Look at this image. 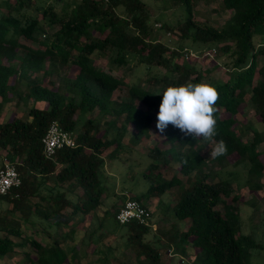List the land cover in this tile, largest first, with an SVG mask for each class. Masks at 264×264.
<instances>
[{"label":"trees","instance_id":"trees-1","mask_svg":"<svg viewBox=\"0 0 264 264\" xmlns=\"http://www.w3.org/2000/svg\"><path fill=\"white\" fill-rule=\"evenodd\" d=\"M35 1L0 0V107L12 100H16L15 105L27 101L43 104L40 109L31 106L26 120L12 116L0 123L1 157L15 164L20 179V186L1 196L0 201L9 203L26 227L39 226V230L27 234L19 229L17 221L0 217V233L4 234L0 236V257L27 244L36 253L35 264L76 262L79 255L75 248L62 250L59 245L73 233L71 228L63 233L62 228L80 214L85 219L88 215L93 218L80 246H92L91 253L100 254L88 264H108L106 254L111 248L96 249L109 229L104 225L107 216L113 225L112 232L118 233L122 242L120 253L124 257L132 256L136 264L160 263L159 242L148 239L154 234L151 227L135 221L123 225L115 221L114 215L125 199L111 212L102 211V217L97 212L107 190L105 161L113 160L125 149V134L131 133V143L147 137L154 122L156 125L164 89L169 85L202 83L209 74V70H200L194 60L183 58L180 52L186 49L184 42L194 52L195 48L202 52L218 50L222 60L213 69L221 67L226 72L222 82H205L219 92L215 139L228 146L227 153L212 158V163L219 169L242 165L246 174L244 187L249 192L263 187L260 180L264 159L257 148L264 142V0H217L222 10L229 13L219 27L193 20L194 3L204 0H177L181 19L161 26L178 34V43L172 48L152 35L143 0H72L63 2L58 12L51 5H37ZM38 18L47 26L56 27L46 39L40 38L44 34ZM97 58L105 59L107 68L98 65ZM130 60L146 70L163 69L161 75L148 78L150 85L160 87L158 91L151 92L139 83L127 85L121 77L111 74L112 69L130 73L134 68ZM64 66H70L71 74L59 76ZM34 74H40V80L33 78ZM54 77L58 78L57 83L53 82ZM21 81L26 83L24 95L17 93ZM123 87L124 97L113 98ZM247 103L263 131L241 122ZM93 111L95 119L88 115ZM106 116L110 119L100 123ZM51 122L74 136L75 147L57 150L47 159L40 141ZM246 132L251 136L245 142L242 135ZM200 143L212 145L185 136L169 124L160 144L147 149L149 162L139 176L145 185L144 192L128 198L140 202L179 186L181 178L172 175L165 180L157 172L160 165L173 161L177 174L188 181L174 204L164 207L166 217L185 225L180 232L167 233L166 240L173 242V254L185 256L189 247L193 264H249L250 251L264 249L240 230L239 208L251 203L242 201L235 193L231 180L205 171L207 163L200 154ZM50 178L53 187L49 189L45 183ZM76 188L79 193L74 194ZM43 189L47 195L41 194ZM31 198H37V202H31ZM168 209L172 210L170 215ZM150 223L155 226L151 214ZM262 226L264 232V218ZM50 228L53 234L48 233ZM38 232L51 237L52 243L40 244L35 240ZM115 262L126 264L119 258Z\"/></svg>","mask_w":264,"mask_h":264},{"label":"rangeland","instance_id":"rangeland-1","mask_svg":"<svg viewBox=\"0 0 264 264\" xmlns=\"http://www.w3.org/2000/svg\"><path fill=\"white\" fill-rule=\"evenodd\" d=\"M72 0H36L37 5H51L54 12H58L63 2H70ZM144 2V11L147 19L148 25L151 26V31L153 36H157L159 42L162 44L172 48L178 43V34L167 32L162 29L163 24L172 25L177 20L181 19V7L177 0H143ZM229 17V13L222 10L219 1L217 0H204L197 1L193 6V20L198 24H203L212 27H219L223 24V22ZM39 23L42 27V36L41 39H46L49 37L55 30V26H47L44 21L40 18ZM23 44L25 41L19 40ZM186 49H193L188 42L183 43ZM35 46V45H33ZM194 46V45H193ZM195 52H202L199 48H195ZM199 50V51H198ZM194 52V51H193ZM197 63V67L200 70H209V74L207 77L203 78V82H207L209 80L213 82H222L226 79V72L221 68L213 69V66L216 62H220L222 60V56H220V52L217 50L214 57L212 59H205L199 56L197 59H192ZM134 68L128 74H124L122 70H114L112 69L111 74L113 76H118L126 82L127 85L137 84L139 83L141 86L148 88L151 92L158 91L160 87L158 85H150L148 78L151 76H159L163 73V69L161 67H151L149 70H146L144 66L137 65L135 61L130 60ZM96 62L98 65L103 66L104 69L107 68V63L103 58H97ZM64 74H71L70 66H64L59 71V76ZM175 75H172L174 77ZM33 78L40 80V74L32 75ZM54 83H57L58 78L52 79ZM44 81H42L43 83ZM125 88L123 87L120 91H116L113 94V98L116 100H120L125 95ZM26 91V83L25 81H21L17 86V93L20 95H24ZM16 100H12L11 102L1 105L0 107V123L8 121L12 116L19 118L20 120L27 119V110L33 106L35 108H42L43 104L34 103L32 105L31 101L22 102L15 105ZM91 118L96 117V111L88 114ZM109 117H103L100 123L108 121ZM241 119L243 124L251 123L252 128L255 130H260L261 126L257 122L252 106L250 104H245L241 112ZM129 132L131 131L128 129ZM131 133L125 134L122 143L123 148H125L122 152L119 153L117 157H115L111 161H105L104 165V180L107 186L106 192L103 194L101 200L102 204L100 206V211L97 212L98 217H102V211H112L119 207L122 201L131 196H137L141 192H144L145 185L142 180H140V174L145 170L149 159L146 156V152L148 148L156 144H160V142L164 138V132L160 133L155 125L149 129L148 136L142 138L140 141L136 143H131L129 141ZM250 133H243L242 139L246 142L250 138ZM202 146L201 156L206 161V170H211L216 174V178L222 180H231L232 186L235 187L236 192L240 194L239 196L246 202H250V205L240 206L239 210L241 213V217L244 218L243 227L244 231L249 230L253 222L257 223V228H253L252 232L255 234L257 238H260V241L263 242L264 232L263 227L260 224L264 218V188L259 192H249L246 187H244L246 174L245 168L240 165L236 168L229 166L224 169H219L215 163H212L211 159V149L213 145H205L200 143ZM264 157V142L261 143L257 148ZM3 152L0 151V159L1 154ZM177 164L173 161H169L166 165H160L157 169L163 179L168 180L172 175L181 178V184L177 187L171 188L166 191L164 194L160 196H153L149 199L141 200L140 202L147 208V210L151 214V222L155 224L151 228L152 233L150 234L149 240H158L159 242V264H193V255L191 249L187 247L186 255L179 257L178 255L173 254V242L166 240L167 233L174 234V232H180L185 229V225L177 222V220L172 221L169 217H166V210L164 207H170L174 202L179 198V196L183 193V191L188 186V181H185L184 177H180L176 172ZM193 177V174L191 175ZM192 180V179H191ZM261 181L264 185V174L261 178ZM53 180L50 178L46 181L45 187L52 188ZM74 194L79 193V189L76 188L73 191ZM42 195H47L46 190L41 191ZM70 197L69 195H67ZM242 200V201H243ZM31 202H37V198H31ZM9 203L4 201H0V217L6 218L7 220L12 219L18 222L19 229L22 232H27V234L32 230H39V226L37 227H26L24 223L21 221L18 212H13ZM69 209H66L64 212L67 213ZM171 209H168L167 213L171 214ZM251 214V215H250ZM252 216L250 218L253 221L252 223L247 222L246 217ZM83 220V221H81ZM51 222V220H49ZM93 222V218L88 215V218L85 219L80 214H77L72 218L69 222L68 226L62 228V232L66 233L69 228L72 229V235L68 238H64L60 243V248L62 250L67 249L68 247L73 246L75 251L79 255V260L76 262H71L69 264H88L89 262L95 260L97 256L100 254H92V250L94 247H82L80 246L81 239L84 234V231L87 225ZM175 222V223H173ZM261 222V223H260ZM255 223V224H256ZM174 224V225H172ZM251 224V225H250ZM104 225L106 228H109L106 233H104L103 238L98 242L96 249L102 250L106 246H109L112 251L106 254V258L108 259V264H116V259H121L126 264H136L133 257H124L120 251L123 249L122 242L117 238L118 233L112 232V223L110 219L105 220ZM262 225V224H261ZM158 226V227H157ZM172 227V228H171ZM250 227V228H249ZM155 228H157L156 231ZM171 228V230H170ZM53 228L48 230L49 234H53ZM0 236H4L3 233H0ZM10 239L14 242H19V240L15 238ZM35 240H37L42 245H49L52 243L51 237H46L45 233L38 232L35 236ZM95 249V250H96ZM84 252L85 255L81 254ZM36 253L27 245H23L21 247H15L12 253H8L5 256L0 257V264H35ZM249 264H264V250L258 252L256 257H249ZM96 264V263H91Z\"/></svg>","mask_w":264,"mask_h":264},{"label":"clouds","instance_id":"clouds-1","mask_svg":"<svg viewBox=\"0 0 264 264\" xmlns=\"http://www.w3.org/2000/svg\"><path fill=\"white\" fill-rule=\"evenodd\" d=\"M161 95L156 121V128L160 133L171 124L185 136L212 144V158L227 153L225 141L215 139L218 136L215 113L219 92L213 85L204 82L169 85Z\"/></svg>","mask_w":264,"mask_h":264},{"label":"built area","instance_id":"built-area-1","mask_svg":"<svg viewBox=\"0 0 264 264\" xmlns=\"http://www.w3.org/2000/svg\"><path fill=\"white\" fill-rule=\"evenodd\" d=\"M184 59H197L199 56L202 58L212 59L215 55V50H204L201 54H197L190 49H184L180 52ZM41 150L45 158L50 159L53 157L57 150L75 147L74 136L63 130L56 122H51L47 127L41 141ZM20 186V179L15 164L5 157L0 159V197L6 195L11 189ZM115 221L119 225L126 224L130 221H135L138 224L153 227L150 223V212L147 208L136 200L126 198L122 205L119 207L114 215Z\"/></svg>","mask_w":264,"mask_h":264},{"label":"crops","instance_id":"crops-1","mask_svg":"<svg viewBox=\"0 0 264 264\" xmlns=\"http://www.w3.org/2000/svg\"><path fill=\"white\" fill-rule=\"evenodd\" d=\"M261 126V125H260ZM261 131H263V128L261 127L260 128V130H258V132H261ZM263 159H264V157H263ZM263 174H264V171H263ZM260 183L263 185V183H262V181L260 180ZM235 188V187H234ZM263 188H264V185H263V187L260 189V190H263ZM236 190V189H235ZM259 190V191H260ZM259 191H256V192H259ZM235 193L237 194V195H240V194H238V192H236L235 191ZM243 200V199H242ZM244 201V200H243ZM251 215V214H250ZM248 216V217H246V220H247V222H249V223H252L253 221L251 220V222H250V218H253L252 216ZM242 218V217H241ZM243 219L244 218H242V225H243V223H244V221H243ZM259 221H257V223H258ZM256 223V222H255ZM254 222H253V224L249 227L250 229L249 230H247V231H244V228H242L241 227V233H243V234H249V235H251L252 237H253V239H254V241H255V243H257V244H259L261 247H264V243H262L261 241H260V238H257L256 236H255V234L252 232V230H253V228H257V223L255 224ZM261 223V222H260ZM262 224V223H261ZM260 224V226L261 227H263L262 225ZM263 229V228H262ZM263 242H264V237H263ZM264 249H256V250H251L250 251V258L251 257H256V255H257V253L258 252H261V251H263Z\"/></svg>","mask_w":264,"mask_h":264}]
</instances>
